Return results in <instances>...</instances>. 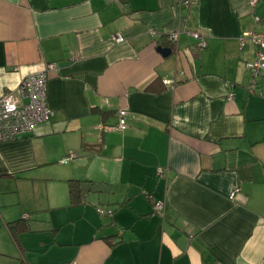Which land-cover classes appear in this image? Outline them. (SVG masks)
<instances>
[{
    "label": "crops",
    "instance_id": "1",
    "mask_svg": "<svg viewBox=\"0 0 264 264\" xmlns=\"http://www.w3.org/2000/svg\"><path fill=\"white\" fill-rule=\"evenodd\" d=\"M182 1L0 0V95L57 66L53 115L0 141V264H264V72L248 91L241 45L264 0ZM121 109L128 127L102 131Z\"/></svg>",
    "mask_w": 264,
    "mask_h": 264
},
{
    "label": "built area",
    "instance_id": "2",
    "mask_svg": "<svg viewBox=\"0 0 264 264\" xmlns=\"http://www.w3.org/2000/svg\"><path fill=\"white\" fill-rule=\"evenodd\" d=\"M259 0H247L250 7H254ZM197 0H183L181 4L188 8L191 4L196 3ZM255 24L260 25L258 31L244 32L241 37V45L244 44L245 39H249L254 46V58L250 62H245V68L250 72V82L248 84V91L254 92L257 77L264 72V18L253 15ZM190 35L195 40L197 47H204L205 41L203 35L197 30H191ZM114 42L123 40L119 34L112 35ZM170 41L177 39V34L172 33L169 36ZM57 68L54 62L47 63L44 69L28 74L21 79L15 89L7 90L0 95V141L13 140L20 138L23 135L30 133L34 126L41 122L48 120L53 115V111L47 105V78L50 71H55ZM164 84H172L173 80H163ZM233 93L229 92L227 99H231ZM127 111L121 109L117 113V122L114 124L101 125L102 131H123L128 127ZM76 154L71 153L61 159V163L69 159H75ZM162 173V170H158ZM238 188L231 191L228 195L229 199H233ZM152 205L153 212L163 216L164 201L155 198L152 194L146 195ZM100 210V213H104ZM111 214V210L106 211Z\"/></svg>",
    "mask_w": 264,
    "mask_h": 264
},
{
    "label": "trees",
    "instance_id": "3",
    "mask_svg": "<svg viewBox=\"0 0 264 264\" xmlns=\"http://www.w3.org/2000/svg\"><path fill=\"white\" fill-rule=\"evenodd\" d=\"M194 30V29H193ZM204 37V36H203ZM193 38V37H192ZM194 39V38H193ZM195 41V40H194ZM204 41H205V37H204ZM194 46L196 47V48H202V47H197L196 45H195V42H194ZM205 46H206V41H205ZM204 46V47H205ZM100 112V114H103V113H105L104 111H102V110H100L99 111ZM69 155V154H68ZM68 155H65V156H63L62 158H64V157H66V156H68ZM61 158V159H62ZM61 159H60V163H61ZM70 160V159H69ZM68 161V160H67ZM66 161V162H67ZM66 162H64V163H66ZM81 181H79V180H75V179H70V180H68V187H69V194H70V199H71V201H72V203H75L76 201H78V196L79 195H81L80 194V190H81ZM153 195V194H152ZM155 197V196H154ZM156 198V197H155ZM148 199V198H147ZM151 204V203H150ZM25 216H23L22 218H20V219H18V220H16V221H13V222H11V223H9L8 225V227H9V229H10V232H11V235H12V238H16V233L18 232V231H20V230H23V229H26L27 228V226H26V224H25Z\"/></svg>",
    "mask_w": 264,
    "mask_h": 264
},
{
    "label": "water",
    "instance_id": "4",
    "mask_svg": "<svg viewBox=\"0 0 264 264\" xmlns=\"http://www.w3.org/2000/svg\"><path fill=\"white\" fill-rule=\"evenodd\" d=\"M157 50L163 55V56H169L172 54V49L170 47H163V46H157ZM93 144L86 143L83 146V150L88 152H96L99 153L101 150V145L99 143H95V138H92ZM85 162V159L83 160Z\"/></svg>",
    "mask_w": 264,
    "mask_h": 264
}]
</instances>
